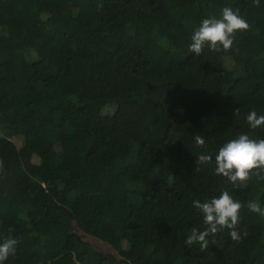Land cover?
Returning a JSON list of instances; mask_svg holds the SVG:
<instances>
[{
	"label": "trees",
	"instance_id": "obj_1",
	"mask_svg": "<svg viewBox=\"0 0 264 264\" xmlns=\"http://www.w3.org/2000/svg\"><path fill=\"white\" fill-rule=\"evenodd\" d=\"M224 6L249 30L189 52ZM249 111L264 115V0H0V241L19 240L4 264H264L247 207L264 179L195 171L241 132L264 139ZM225 190L248 235L186 245L206 227L193 200Z\"/></svg>",
	"mask_w": 264,
	"mask_h": 264
},
{
	"label": "clouds",
	"instance_id": "obj_2",
	"mask_svg": "<svg viewBox=\"0 0 264 264\" xmlns=\"http://www.w3.org/2000/svg\"><path fill=\"white\" fill-rule=\"evenodd\" d=\"M254 6H259L260 0H253ZM250 25L240 14V9L232 6L222 7L219 16L203 18L195 27L189 44V52L200 56L205 47L210 51L220 52L231 50L236 33L249 30ZM240 109H235L238 115ZM247 122L251 129L264 126V115H257L256 111H249ZM195 144L203 147L204 139L196 135ZM214 163V174L226 178L228 182L243 185L252 175L264 179V139L253 138L241 132L235 138L228 140L218 149L215 159L211 155L199 154L195 171L200 166ZM193 207L200 213L204 230L193 227L185 240V244L193 246L199 244L201 251L209 245V237L215 236L218 231L229 230L228 234L233 241L239 242L248 235L246 230L241 234L239 229L240 210L243 207L240 201L235 200L227 191L206 201L193 200ZM248 209L264 217V207L259 201H249ZM9 233L12 229L9 228ZM19 240L11 235L0 241V264H4L10 256L16 254Z\"/></svg>",
	"mask_w": 264,
	"mask_h": 264
},
{
	"label": "rangeland",
	"instance_id": "obj_3",
	"mask_svg": "<svg viewBox=\"0 0 264 264\" xmlns=\"http://www.w3.org/2000/svg\"><path fill=\"white\" fill-rule=\"evenodd\" d=\"M108 19V18H107Z\"/></svg>",
	"mask_w": 264,
	"mask_h": 264
}]
</instances>
